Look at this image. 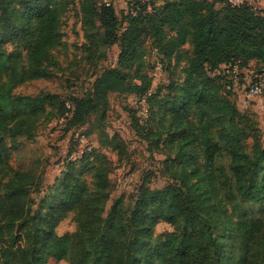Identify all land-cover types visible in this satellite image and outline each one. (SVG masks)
<instances>
[{
	"label": "trees",
	"instance_id": "1",
	"mask_svg": "<svg viewBox=\"0 0 264 264\" xmlns=\"http://www.w3.org/2000/svg\"><path fill=\"white\" fill-rule=\"evenodd\" d=\"M126 3V9L118 12L104 0H0V20H7L8 29L12 21L19 23L28 55L22 67L20 51L0 49V167L18 144L17 134L33 135L24 120L32 116L37 121L45 112V93L14 94L12 89L22 77L49 75L45 63L49 50L61 41L59 16L69 5L79 13L89 46L117 43V61L102 68L82 95L59 99L57 110L41 120L49 123L51 117L64 114L67 101L72 108L63 134L80 128L93 113L100 127L110 94L144 97L145 120L130 126L149 153L156 148L169 152L158 162V172L168 180L161 187L141 180L129 206L122 193L111 198V173L129 160L128 143L120 133L88 126L82 133L95 134L97 146L80 152L70 147L63 169L34 209L29 191L39 176L29 175L26 181L18 170L2 175L0 261L264 264V211L256 208L264 205V141L250 115L251 105L239 108L236 93L226 89L227 79L216 72L230 59L239 60L240 68L250 67L252 60L256 69L264 68V12L247 1ZM146 42L163 67L171 61L184 62L181 83L169 79L153 88L151 71L145 69ZM186 44L190 50L183 49ZM104 54L101 50L96 57ZM123 99L124 107L137 110ZM104 149L116 159H109ZM80 162L92 170L91 181L69 167ZM68 212H73L76 229L56 233L57 221ZM158 220L174 228L153 239L152 227Z\"/></svg>",
	"mask_w": 264,
	"mask_h": 264
},
{
	"label": "rangeland",
	"instance_id": "2",
	"mask_svg": "<svg viewBox=\"0 0 264 264\" xmlns=\"http://www.w3.org/2000/svg\"><path fill=\"white\" fill-rule=\"evenodd\" d=\"M258 1L254 0L251 4L264 12V7L260 6V2ZM117 11L119 12L120 9H117ZM11 23V27L8 29L7 20H0V49L7 51L17 49L20 51L21 57L19 63L22 67H25L28 55L27 49L23 47L21 39L22 32L19 29V23L14 21ZM59 29L61 32V41L49 50L48 61L45 63V68L49 72V75L46 78L39 79L22 77L15 83L12 89L14 94L45 93V112L42 116L52 112L54 113L59 106V99H69L70 96L82 95L91 87L94 77L102 68L116 65L119 51L117 43L106 46H89L84 36L83 27L80 25L79 13L69 5L63 13H60ZM183 47V49H191L190 45L187 44ZM101 50L105 52V56L103 58H97L96 56L101 53ZM156 58V52H153L146 42L144 60L145 69H148L149 73ZM183 65L184 62L175 64L173 61H171L170 66L165 65L161 72L152 79L153 88L167 83L169 79H172L175 83H181L183 79ZM4 78L5 80L9 79L8 73L4 75ZM248 79L249 76H246L241 68L239 83L245 85ZM132 82H137V80L132 79ZM109 96L110 105L108 104L102 126L99 127L100 123L96 118V113H93L86 118L84 123L78 125L80 128H77L75 131H86L88 126L97 127L95 130H100L103 133H112L115 131L117 135L120 133L123 136L128 146L130 145V149L133 147V150L130 152V161L121 163L111 173L112 186L110 189V197L115 198L119 193H122L125 199L124 203L129 206L133 202V194L141 180L153 187H161L167 182L168 178L160 173V171L158 172V169L160 170L158 162L165 153L167 154L169 152L163 148H156L155 150L157 151L149 153L146 144L139 141L130 129V125L134 122L142 125L145 118L139 115L138 109H132V111L124 107L122 105L124 102L123 98H128L129 101L126 100V104L128 107H133V101L137 99L136 97L138 95L112 93ZM255 103L256 101L252 104ZM119 104L120 108L118 107ZM248 108L251 109L250 107ZM251 110L254 112L249 111L250 115L258 127L260 139L263 142L264 104L262 111ZM30 117L24 120L23 125H29L30 130H34L33 135L30 136V132L25 135H16L18 144L12 148L11 156L7 164L0 167V181H2V175H10L15 170L20 171L22 178L26 181L29 175H38L39 183L35 186L32 185L29 191V195L32 198L30 208L34 209L39 198L45 193L47 186L63 169L69 154V148L72 146L78 148V146L77 143L75 145L72 144V141L74 142L73 133H75L73 129L63 134V125L61 127L53 125L55 117H51L50 119L52 121L49 123H45L46 119L41 120V117L37 121L36 117ZM33 125L34 128H32ZM94 138L95 136H87L83 143L92 145L95 143ZM246 142L247 145H251L252 139L248 138ZM152 154L153 156H151ZM109 157H112V159L115 158L114 154H109ZM69 167L72 168L73 172L81 174L86 181H91L90 172L92 170L88 168V164L80 162ZM110 203L111 199L105 204V212L109 209ZM256 208H258L257 211H264V205L257 204ZM173 228L171 223L158 220L152 227L153 239L162 237L165 232ZM75 229L76 222L73 219V212H68L64 215L57 221L55 226V231L58 234H64ZM0 264H16V262L9 259L1 260ZM46 264H70V261L68 259H49Z\"/></svg>",
	"mask_w": 264,
	"mask_h": 264
},
{
	"label": "built area",
	"instance_id": "3",
	"mask_svg": "<svg viewBox=\"0 0 264 264\" xmlns=\"http://www.w3.org/2000/svg\"><path fill=\"white\" fill-rule=\"evenodd\" d=\"M107 4H112V0H104ZM246 0H227L231 5H240ZM163 61L157 56L153 62L151 75L154 79L162 70ZM241 68L239 67V60L230 59L229 61L222 63L216 72L227 79L226 89H230L234 92L239 91L241 105L242 107L252 105L254 101H259L262 99L264 104V68L254 69L249 76V79L245 85L239 83V74ZM67 106V111L61 116L57 117L53 122V125L61 127L64 125L66 118L71 115V104L67 101L65 102ZM135 107L139 111V115L146 117L147 114V105L145 103V98H137L135 100ZM73 133L74 140H77L78 152L82 151L85 148H90L92 145L89 143H83L86 140L87 135L83 134L81 131H74ZM82 146L80 147V145ZM75 155H71L74 157Z\"/></svg>",
	"mask_w": 264,
	"mask_h": 264
},
{
	"label": "crops",
	"instance_id": "4",
	"mask_svg": "<svg viewBox=\"0 0 264 264\" xmlns=\"http://www.w3.org/2000/svg\"><path fill=\"white\" fill-rule=\"evenodd\" d=\"M248 3H252L254 0H246ZM258 2H260V6H262V7H264V0H259ZM112 4L114 5V7H115V9L117 10V9H126V7H127V3H126V0H112ZM251 66L250 67H243L242 68V70H243V72L245 73V75L246 76H250L251 75V73H252V71L255 69V68H253L254 66H255V62H254V60H252L251 61ZM236 93V103H237V106L239 107V108H242V105H241V99H240V93H239V91H236L235 92ZM127 101H129L128 100V98L126 99ZM126 100H125V103H126ZM131 105H132V103H130ZM128 106V105H127ZM130 106V105H129ZM133 107H135V100L133 101V105H132ZM117 107V106H116ZM118 107L120 108V104L118 105ZM251 107H252V109H255V110H257V111H262L263 110V101H262V99H260L259 101H257L255 104H252L251 105ZM130 120V119H129ZM130 129L132 130V128H131V126H130ZM133 131V130H132ZM133 134H134V132H133ZM89 136H95V134H90ZM135 136V135H134ZM73 139H74V136H73ZM94 141H95V143H93L94 144V146H97V140H96V138H94ZM130 146V145H129ZM128 146V147H129ZM129 149V152H131V150H133V147H131V149H130V147L128 148ZM104 151L108 154H111V155H113L114 153L112 152V151H109L108 149H104ZM111 152V153H110ZM109 154H108V157H109ZM115 156V155H114ZM109 159H111V160H115L116 159V156H115V158L114 159H112V157H109ZM130 161V155H129V160H128V162ZM125 163V162H124ZM127 163V162H126ZM116 169V168H115Z\"/></svg>",
	"mask_w": 264,
	"mask_h": 264
}]
</instances>
